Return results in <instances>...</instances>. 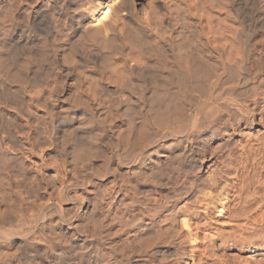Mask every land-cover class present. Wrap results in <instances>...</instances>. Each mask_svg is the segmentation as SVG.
Here are the masks:
<instances>
[{"label": "clouds", "instance_id": "1", "mask_svg": "<svg viewBox=\"0 0 264 264\" xmlns=\"http://www.w3.org/2000/svg\"><path fill=\"white\" fill-rule=\"evenodd\" d=\"M0 264H264V0H0Z\"/></svg>", "mask_w": 264, "mask_h": 264}]
</instances>
